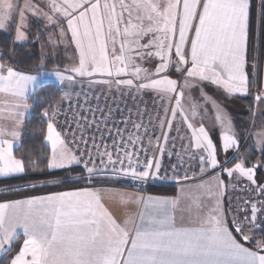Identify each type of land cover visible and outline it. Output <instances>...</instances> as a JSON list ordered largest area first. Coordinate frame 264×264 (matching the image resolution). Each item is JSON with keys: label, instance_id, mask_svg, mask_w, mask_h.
Wrapping results in <instances>:
<instances>
[{"label": "snow or ice", "instance_id": "obj_1", "mask_svg": "<svg viewBox=\"0 0 264 264\" xmlns=\"http://www.w3.org/2000/svg\"><path fill=\"white\" fill-rule=\"evenodd\" d=\"M41 3L43 7L33 0H0V29L11 30L13 35L11 45L0 52V96L6 98L0 100V177L25 173L29 166L38 163L23 144L19 155L13 148L20 141L26 115L34 107L28 102L29 91L36 94L35 100H43L39 90L45 83L41 74H26L12 63L17 43L27 41L32 23L38 22L51 44L67 38L78 51L75 62L53 69L52 74L60 84L73 90L64 91L61 101L71 99L75 88H83V81L88 78L89 85H103L109 90L115 87L121 95L134 93L139 97L154 93L162 102L160 112H163L162 117L160 112L156 113L153 124L148 109L137 106L134 113L129 110L119 121L125 128L115 129L119 139H113L111 151L104 145L101 153L93 140L95 152L85 149L77 155L56 129L58 105L45 100L47 106L42 108V117L47 121L46 140L51 144L45 161L47 169L71 170L72 166L82 164L88 179L111 173L141 184L162 181L168 178L161 175L162 160L165 154L173 155L169 151L170 134L175 126L176 136L170 145L174 149L175 139L183 140L179 133L181 125L186 124L191 130L190 146L202 153L189 155L188 159H198L202 172L207 165L211 170L220 168L230 178L244 177L248 186L238 206L225 209L221 198L228 185L221 174L213 177L211 183L198 185V189L214 197L215 206L206 214L202 202L187 209L188 226L176 223L178 199L125 193L126 206L142 204L144 208L139 213L140 222L131 221V230L127 222L122 226L101 204L99 190L85 188L0 203V260L12 251L19 240L17 228H22L24 239L8 264H264V183L257 180L258 165L248 167L244 158L233 167H223L208 130L203 125L197 128L192 122L200 106L189 102L186 108L184 103L186 92L196 87L193 83L196 81L214 84L229 96L252 95L255 105L264 106V57L249 48L251 0H41ZM260 4L259 22L264 24V0ZM189 45L190 60L186 52ZM189 62L190 68L186 67ZM172 69L179 74V80L172 78ZM96 76L107 78L95 79ZM201 95L205 103L212 100L203 92ZM93 99L98 101L99 97ZM212 103L224 129L220 151H238L239 140L231 119L224 117L214 100ZM97 110L103 115L99 106ZM89 113L94 116L91 109ZM111 115L109 110L106 124ZM80 119L87 122L86 116ZM5 120L10 123H3ZM129 124L135 137L131 132L127 137L123 135L130 131ZM149 126L153 134L149 133ZM156 128L160 129V136H154ZM106 130L111 138V130ZM257 135V144L264 150V133ZM81 143L88 142L82 138ZM175 155L183 166L180 153ZM172 171H177L175 165ZM184 179H188L187 175Z\"/></svg>", "mask_w": 264, "mask_h": 264}, {"label": "rangeland", "instance_id": "obj_2", "mask_svg": "<svg viewBox=\"0 0 264 264\" xmlns=\"http://www.w3.org/2000/svg\"><path fill=\"white\" fill-rule=\"evenodd\" d=\"M34 3L40 4L41 0H33ZM0 31H4L0 29ZM55 31V30H52ZM47 36V35H46ZM48 39V38H47ZM26 42V41H24ZM42 53L47 56V59H54L56 61L55 66H67L72 64L78 59V51L75 49L74 43H71L67 38L60 43L55 45L51 44L48 40L42 44ZM186 52L189 53V60H190V45L186 49ZM175 58V57H173ZM147 67L148 65H144ZM186 67H191V63ZM55 69V68H53ZM53 69H46L41 68L40 70L32 71V72H25L26 74H41L40 79L44 81L45 84H55L62 90V95L64 91H73L68 89L65 85L60 84V82L56 79V77L52 74ZM47 73V75H45ZM171 76L174 79H180L179 74L175 71V69L171 70ZM107 77L96 76L95 79H103ZM130 78V77H129ZM182 83V81H181ZM196 87H193L189 92H186V99L184 101L186 108L189 106V102H195L200 107L197 108L198 115L192 120L194 125L198 128L200 125H203L206 130L210 133L211 138L217 145L218 149V160L223 165V167H233L235 163L239 162L240 159L247 158L246 166L251 167L252 165H258L256 169V177L258 182L264 183V167H260L259 165L264 164V150L257 144L258 135L259 133H264V111L261 109L264 106H257L253 103L246 104L245 102H240L236 100L234 97L236 96H228L223 89L217 87L214 84L209 82L197 83ZM83 88L77 87L74 90V93L71 99H65L62 101V104L58 105L59 112L54 120L56 124L57 131H60L65 139L66 144H72L78 150L79 154L83 152L85 149L91 152H95L96 149L92 147L93 140L95 144L99 146V151L102 153L104 151V145L108 146L109 151L112 150V143L113 139H119L116 136V128L124 129L125 125L119 123L122 117L128 114V111L131 110L133 113L136 111V107L139 106L141 110L144 108L148 109V112L151 114V118L153 124L156 123V113L160 112L162 102L159 98L153 93L150 95H142L137 97L134 93L124 94L121 95L119 91L113 87L111 90L107 86L103 85H89L88 78H85L83 81ZM201 92L207 94L208 97H211L218 105L219 108L224 115V117L230 118L231 123L233 125V131L237 133V138L239 140V149H229L227 153L220 151L221 144H222V132L224 129L221 128L220 121L217 119L218 110L216 107L213 106L212 100L208 103H205ZM33 92L29 91V104H30V96ZM85 93L87 97H85ZM99 97V100L93 99L94 97ZM87 98L88 103H85V99ZM6 99L5 97L0 96V100ZM97 106L103 110V115L101 111L97 110ZM89 109L92 110L93 114L89 113ZM119 109V111H117ZM111 110V117L110 121L106 124L104 122L105 118L107 117L108 111ZM256 113H255V111ZM32 112V109H30ZM248 113L250 116L254 113V119L249 121V126L245 130V133L242 135L236 128L234 124V120L232 118V113ZM189 116L191 112L189 110ZM161 117L163 116V112H160ZM81 116L87 117V122L80 119ZM93 119H95V123L93 124ZM177 120H180V116L178 114ZM255 120V121H254ZM115 122V123H113ZM26 123V121H25ZM145 123L147 126V117L145 118ZM130 131L123 132V135L127 137L130 132L135 137V132L131 130V124L128 125ZM111 130V138L109 137V133L106 130ZM23 130H21L22 133ZM149 133L153 134V129L149 126ZM23 134V133H22ZM189 134V135H188ZM140 135H143L141 131ZM161 132L159 128H156L154 131V136H160ZM180 136L183 137V140L175 139V148L172 149L170 147L172 143V138L176 136L175 126L173 132L170 134V141H169V151L173 152V155L169 157L165 154L162 160V168H169L168 173L176 174L175 176L178 177V173L182 172L186 174V171L190 170L193 174L194 168L201 169V165L198 159L189 160V155H202V153L197 152L193 147L189 144V137L191 136V130L186 128L185 125H181V131L179 133ZM188 135V136H187ZM22 137V136H21ZM86 140L88 143L85 145L81 143V139ZM21 142V138H20ZM20 142L14 147V152L16 148L19 146ZM139 141H137L138 143ZM145 144H147V139L144 140ZM46 143L50 145V142L46 140ZM155 143V139H153V144ZM187 149V153L185 152ZM154 151V149H153ZM180 153L183 158L184 164L181 166L178 163L177 156L175 153ZM152 152L148 153L149 157L151 156ZM232 158L235 161H232ZM106 159V158H105ZM144 156L141 155V161H143ZM231 161V163H225V161ZM177 167V171L174 173L172 171L173 166ZM80 166V165H74ZM83 166V165H82ZM97 166L99 167V162H97ZM57 170V169H52ZM210 168L205 165L204 171H209ZM216 170H212L209 173L213 174H221V178L224 180L225 184L228 185L225 194V199L227 202L226 209L228 208H235L238 206V200L240 197L244 196V189L248 186V181L244 177H239L238 175L230 178L227 175L222 174V170L217 168ZM21 175V174H15ZM13 175V176H15ZM173 175L170 176L173 177ZM169 176V177H170ZM99 177H107L108 179L113 180H122L124 184H132L134 186L133 180L131 181L130 178L119 177L108 173L107 175H99ZM168 177V178H169ZM7 178V177H6ZM206 177H201V179H205ZM200 179H196L197 181ZM159 183H167L165 181H159ZM225 202V203H226ZM259 237V232L256 233Z\"/></svg>", "mask_w": 264, "mask_h": 264}, {"label": "trees", "instance_id": "obj_3", "mask_svg": "<svg viewBox=\"0 0 264 264\" xmlns=\"http://www.w3.org/2000/svg\"><path fill=\"white\" fill-rule=\"evenodd\" d=\"M253 8V21L250 28L249 37V48L250 52L255 49L263 57V34L264 24L259 22L260 16V0H251ZM31 19V18H30ZM42 24L38 22H33L31 27V32L29 33V39L26 42H18L16 46V58L12 61L14 66L18 70L24 72H32L40 70L41 68L53 69L56 68L54 59L44 58V66H40V61L42 58V44L45 43L48 37L43 34L40 29ZM42 36L40 40H37V36ZM12 32L0 31V52L5 51L6 46H10L12 43ZM43 95V100H35V93L30 96V104H33L31 115L25 120L21 142L16 148L15 153L20 154V145L23 144L24 148L28 150L29 154L33 159H36L38 163L36 165L29 166L28 170L21 175H15L10 177L0 178V199H7L11 197H23V195H34V194H46L51 192H58V190L69 189V188H81V186L93 185V184H118L124 186H131L128 184H122L119 180L108 179L107 177L93 176L88 179V174L84 170L83 166H72L71 170L67 169H47L45 166V161L48 155H50L51 148L50 145L46 143V124L47 121L42 117V108L46 107L47 104L45 100H51L53 104L60 105L62 101L60 97L62 96V90L55 84H45L43 89L39 90ZM240 102H245L246 104L253 103L252 95L248 96H236L234 97ZM255 111V110H254ZM256 113V111H255ZM254 113V114H255ZM253 114V115H254ZM253 115L248 113H232V118L236 128L242 135L249 126V121L254 119ZM255 121V120H254ZM264 158V155H263ZM83 175L85 178H80ZM30 185H36L31 187ZM177 190L176 185L171 184H159L154 183L151 185L149 192L155 194H167L173 195ZM260 235V233H259ZM21 242H17L13 245L12 251L8 253L7 257L0 260V264H8V259L15 255L19 251Z\"/></svg>", "mask_w": 264, "mask_h": 264}, {"label": "crops", "instance_id": "obj_4", "mask_svg": "<svg viewBox=\"0 0 264 264\" xmlns=\"http://www.w3.org/2000/svg\"><path fill=\"white\" fill-rule=\"evenodd\" d=\"M262 7V5L260 4ZM261 10V8H260ZM264 29V26H263ZM263 41H264V34H263ZM263 57H264V45H263ZM229 96V95H228ZM231 96H243L242 94H236V95H231ZM31 115V112L26 115L25 120ZM3 123L8 124L10 121H3ZM24 127V126H23ZM23 127L20 129V131L23 129ZM189 135V134H188ZM187 135V136H188ZM22 136V133H21ZM20 141H18L14 147L17 146V144ZM67 147L75 152L77 155H80L78 150L73 146L72 144L67 143ZM15 148H13L14 151ZM232 161H235L234 158H232ZM98 162V161H97ZM82 166V164H81ZM217 171V169H215ZM212 171L211 169L209 171H201V169L194 168L193 172L196 174H193L192 171L188 170L186 171V174H183L182 172H179L176 177V179H172L171 176L173 173H168L169 168H162L161 170V175L162 176H167L169 177L170 174L171 176L167 179L162 180L167 182L168 184L171 185H176L177 190L175 194L173 195H167V194H155V193H144L141 189L135 186H124V185H114L111 183H104V184H93V185H86V186H81V188H69V189H62L58 190V192H51V193H46V194H32V195H23V197H11L7 199H0V203H6L11 200H19V199H25L30 196H47V195H52L55 193H61V192H66V191H75L79 189H93V190H99L98 195L100 197L101 204L104 205V207L113 215V217L116 219L118 223H120L122 226L127 222V226L129 230L133 228V223L131 221H134L136 224H138L139 221V213H142L144 211L143 205H137V204H132L130 206H126V202L128 197L125 195V193H139L144 196H162V197H168V198H176L180 201V203L177 206V210L175 212V218H176V223L178 226L183 224L184 226H188V221L190 219L189 213L187 209H194L195 204L197 202H202V204L205 206L204 207V212L205 214L215 206V199L212 196H209L204 190L198 189V185L201 184H208L212 182V178L217 176V174H211L209 173ZM215 171V172H216ZM174 174L173 176H175ZM185 175H187L188 179H184ZM200 179L197 181L196 179ZM201 177H206L205 179H201ZM1 178V177H0ZM120 181V180H119ZM161 181V180H157ZM122 184L124 182L121 180L120 181ZM213 190H214V185H213ZM225 194V193H224ZM223 194L221 198V203L223 208L226 209L227 202L225 199V195ZM226 202V203H225ZM181 209L185 211H181ZM183 217V218H182ZM17 233L19 234V240L17 242H21L24 239L23 236V229L22 228H17ZM14 243V244H15Z\"/></svg>", "mask_w": 264, "mask_h": 264}, {"label": "built area", "instance_id": "obj_5", "mask_svg": "<svg viewBox=\"0 0 264 264\" xmlns=\"http://www.w3.org/2000/svg\"><path fill=\"white\" fill-rule=\"evenodd\" d=\"M132 181V180H131ZM135 184V187H138L139 189H141L144 193H147L151 187L152 184L156 183V180H149L143 184H141L138 181H133Z\"/></svg>", "mask_w": 264, "mask_h": 264}]
</instances>
